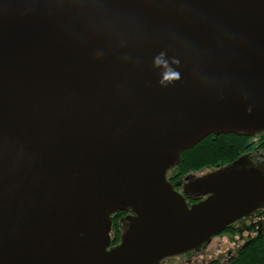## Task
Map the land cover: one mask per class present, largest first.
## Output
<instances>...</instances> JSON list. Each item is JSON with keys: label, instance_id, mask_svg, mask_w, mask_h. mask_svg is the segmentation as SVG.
<instances>
[{"label": "water", "instance_id": "1", "mask_svg": "<svg viewBox=\"0 0 264 264\" xmlns=\"http://www.w3.org/2000/svg\"><path fill=\"white\" fill-rule=\"evenodd\" d=\"M264 133V0H0V264H159L264 207L211 135ZM129 211L111 248L112 215Z\"/></svg>", "mask_w": 264, "mask_h": 264}, {"label": "rangeland", "instance_id": "2", "mask_svg": "<svg viewBox=\"0 0 264 264\" xmlns=\"http://www.w3.org/2000/svg\"><path fill=\"white\" fill-rule=\"evenodd\" d=\"M257 136L253 137L254 139H252V142H255L252 151L240 157V158L247 157L248 155L249 156L248 158L252 160L253 166H258L259 164L264 163V149L257 148L258 146ZM176 167L170 168L166 173V177L168 182H170V184L174 188V190L179 192L187 200V197H191L188 196L189 193H191V190H189L191 182H194L196 179L202 178L212 172L225 168L226 166L217 169L212 167H206L197 172H193L188 175H185L182 178L176 179L174 181H170L174 176ZM206 198H207L206 196H201L198 198V200H196L195 203L203 201ZM190 202L191 201H187L189 206H191ZM123 212H116L112 215V223H113V217L116 214L120 213L117 219H118V223L120 221L121 223H119L120 225L119 241L115 243L114 241L116 239V233L112 227L111 248H114L120 244L122 235L128 229L129 226L128 217L134 216L133 213L129 211H126L124 213ZM125 213H128V215ZM232 227H234L235 230L234 233L222 232L214 236L208 244H204L200 249L191 250L180 255L168 257L164 259L165 261L162 260L163 261L162 264H210L211 261L213 260H219L221 264H228L233 258H235L239 254V252L246 245H248L257 236L264 233V207L258 209L251 215L240 219L239 221L234 223Z\"/></svg>", "mask_w": 264, "mask_h": 264}, {"label": "trees", "instance_id": "3", "mask_svg": "<svg viewBox=\"0 0 264 264\" xmlns=\"http://www.w3.org/2000/svg\"><path fill=\"white\" fill-rule=\"evenodd\" d=\"M252 139L254 138L233 134L211 135L205 138L198 145L181 154L180 162L170 181L182 178L206 167L217 169L231 165L241 156L252 151L255 145ZM257 139V148L264 149V133L257 136ZM112 227L116 233L115 243L119 241L120 236L118 219H113ZM234 232V228L230 226L223 233ZM210 264L221 263L219 260H213ZM228 264H264V233L246 245Z\"/></svg>", "mask_w": 264, "mask_h": 264}, {"label": "flooded vegetation", "instance_id": "4", "mask_svg": "<svg viewBox=\"0 0 264 264\" xmlns=\"http://www.w3.org/2000/svg\"><path fill=\"white\" fill-rule=\"evenodd\" d=\"M248 157H249V156L247 155V157H246L245 160H244V164L247 165L248 167H251V166H253V164H252V160H250ZM258 166L264 171V163L259 164ZM258 166H257V167H258ZM189 190H190V189H189ZM188 196H191V197H187V201H191V202H190V203H191L190 205H193V203H195L196 200H198V198L201 197V194H196V193L194 192V190H193V191L191 190V193H189ZM194 196H195V197H194ZM123 213H124V212H123ZM123 213H122V214H123ZM119 214H120V213H119ZM119 214H116V215L113 217V219H117L118 216H119ZM125 214L128 215V213H125ZM119 223H121V221H120ZM231 228H234V227L231 226ZM164 261H165V260H164ZM162 263H163V261L160 262V264H162Z\"/></svg>", "mask_w": 264, "mask_h": 264}]
</instances>
